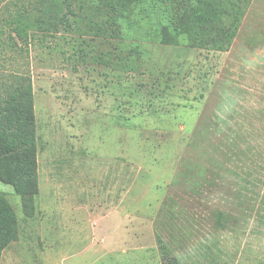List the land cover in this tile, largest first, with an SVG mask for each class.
I'll return each instance as SVG.
<instances>
[{
  "label": "rangeland",
  "instance_id": "obj_1",
  "mask_svg": "<svg viewBox=\"0 0 264 264\" xmlns=\"http://www.w3.org/2000/svg\"><path fill=\"white\" fill-rule=\"evenodd\" d=\"M34 1L0 0V76L32 82L38 176L31 215L0 181L18 224L0 264H264V0H240L224 47L161 41L130 12L128 66L115 35L12 31Z\"/></svg>",
  "mask_w": 264,
  "mask_h": 264
},
{
  "label": "trees",
  "instance_id": "obj_2",
  "mask_svg": "<svg viewBox=\"0 0 264 264\" xmlns=\"http://www.w3.org/2000/svg\"><path fill=\"white\" fill-rule=\"evenodd\" d=\"M203 7L209 8V27L204 24L207 20L201 13ZM156 8L165 12L163 18L154 12ZM134 11H145L149 26L157 21L159 31H155L161 41L202 47L210 37L223 38L221 46L224 47L235 37L244 8L240 0H183L182 3L171 0L166 8L149 0H36L16 6L6 21L13 22L12 31L15 28L17 31V21H25L32 24L35 32L43 34L66 30L80 35L87 31L102 36L115 35L117 61L128 66L134 64V51L139 46L130 34V12ZM16 36L19 37V33ZM8 44L9 41L3 44L7 50ZM0 57H5L2 48ZM0 77L3 79L0 85V181L13 187L27 205V215H31L33 210L28 212V209L29 206L34 209V196L38 192L33 85L25 77L10 83H6L7 78ZM17 233L16 212L0 192V259L2 251L17 238ZM161 263L182 264L179 258L166 254H162Z\"/></svg>",
  "mask_w": 264,
  "mask_h": 264
},
{
  "label": "crops",
  "instance_id": "obj_3",
  "mask_svg": "<svg viewBox=\"0 0 264 264\" xmlns=\"http://www.w3.org/2000/svg\"><path fill=\"white\" fill-rule=\"evenodd\" d=\"M106 241H108V238H107V237H105V241H104V244L106 243Z\"/></svg>",
  "mask_w": 264,
  "mask_h": 264
}]
</instances>
